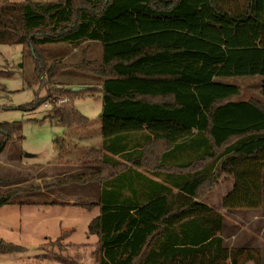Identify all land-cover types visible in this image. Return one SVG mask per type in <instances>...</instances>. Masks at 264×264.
<instances>
[{
	"label": "trees",
	"instance_id": "obj_1",
	"mask_svg": "<svg viewBox=\"0 0 264 264\" xmlns=\"http://www.w3.org/2000/svg\"><path fill=\"white\" fill-rule=\"evenodd\" d=\"M0 34L32 57L37 79L44 76L46 94L22 109L101 94L102 139L89 150L97 169L58 180L99 184L100 204L78 205L100 208L88 225L95 264H262L257 249L227 248L224 214L204 197L228 178L223 210L262 207L264 0H0ZM55 43H100L102 57L94 63L84 50L77 63H51L47 46ZM67 69L97 80L73 92L58 82ZM242 76L262 77L260 98L241 101L239 86L217 80ZM73 100L58 108L59 123L88 126ZM18 125L0 123V155ZM30 190L0 192V208ZM67 234L49 245L58 253L42 256L80 264L88 245L64 243ZM22 250L0 238V254Z\"/></svg>",
	"mask_w": 264,
	"mask_h": 264
},
{
	"label": "rangeland",
	"instance_id": "obj_2",
	"mask_svg": "<svg viewBox=\"0 0 264 264\" xmlns=\"http://www.w3.org/2000/svg\"><path fill=\"white\" fill-rule=\"evenodd\" d=\"M31 1L48 3L57 0ZM47 48L51 63L58 60L67 64L77 63L83 59L84 50H87V58L94 63H99L102 57L100 43H85L78 48L65 43H55ZM22 50L21 45L0 42V72L10 73V75L0 74V123H19L12 140L0 155V192L14 187L31 189L29 193L15 196L14 204L0 208V238L23 249L18 254H0V264H57L45 259L42 254L58 253L57 247L51 248L49 245L69 231L72 233L65 236L64 243L88 245L81 256L80 264H95L89 251L95 245L97 237L88 234V224L93 213L78 205L50 203L53 200L57 201L55 198L82 202L88 198H94V193H98V183L59 185L58 180L94 172L97 169V156L89 150L99 148L102 139L101 94H95V96L90 93L78 94L72 98L69 97L66 103L68 105L74 99L75 109L90 121L86 127L66 128L58 122L55 113L57 114L61 106L57 105L59 99L47 101L34 111L22 109L21 107L32 102L37 94L40 97L46 94L44 86L40 84L44 76L37 79L32 57L23 55ZM93 80L97 78L75 69H67L58 77V82L65 85L73 84L71 88L85 87V84H91ZM217 80L239 86L242 93L237 99L241 101L251 97L260 98L261 76L218 78ZM1 138L0 135V140ZM59 139H66L65 149L56 143ZM66 159L69 161L65 162ZM60 171L65 173L61 174ZM87 185L92 186L89 189ZM91 187H94L96 191ZM231 187L232 181L228 178L223 179L212 192L204 197V201L207 200L221 212L222 197ZM41 189L48 194L39 192ZM234 212H222L225 222L222 236L227 238L225 245L229 249L234 248L230 246L232 241L228 237L236 233L242 235L248 232L245 228L244 215L236 217L233 215ZM237 212L246 214V211ZM260 240L263 242L264 236ZM248 244L253 246L251 243ZM256 246H262L264 249L262 244ZM73 254L74 258L79 260L80 255ZM38 255L41 256L37 257Z\"/></svg>",
	"mask_w": 264,
	"mask_h": 264
},
{
	"label": "crops",
	"instance_id": "obj_3",
	"mask_svg": "<svg viewBox=\"0 0 264 264\" xmlns=\"http://www.w3.org/2000/svg\"><path fill=\"white\" fill-rule=\"evenodd\" d=\"M0 42L6 43V36L4 34H0ZM83 139L86 140V138H83ZM67 161H69V160L66 159L65 162H67ZM60 172H61V174L65 173V172H62V171H60ZM92 185H94V184H92ZM92 185H90V186H92ZM90 186L87 185V187H89V189H90ZM94 187H96V186H94ZM94 187H91V189L94 188ZM93 190L96 191L95 188ZM39 192H41L42 194H48L44 189H41V191H39ZM179 192H180V190H178V189H175L173 191L174 194H179ZM94 194H95L94 198H92V199L88 198V200H85V201H82V202L81 201L75 202L73 199H67V198H65V199H63V198L62 199L55 198V200H57V201L53 200L50 204H53V205H56V204H60V205L95 204V205H98V204H100V199H101L100 187H99L98 193L95 192ZM224 196H225V194L223 195V197ZM223 197H222V199H223ZM204 202L206 204L214 207L213 205L208 203L207 200L204 201ZM221 203H222V200H221ZM87 211L93 213V216L90 219V221H91L94 217H96L99 214L100 208L98 206H95L91 210L87 209ZM224 211L225 210L221 209V213L222 212L224 213ZM234 213H233V215H235L236 217H238V215H244L243 219H244V222H246L245 228H246V230L248 232H244V233H242V235H239L238 233H236L235 235H232L231 237H228V239H231V241H232L230 246L233 247V248L257 249V250L260 251L262 259H264V249H263V247L262 246L261 247L260 246H256L257 244L264 245V241L261 242V240H260V238H262L264 236V222H263L264 221V174H263V203H262L261 209L258 210V211H246V214H239V212H237V211L234 212ZM243 219H241V220H243ZM90 221H89V223H90ZM69 233H72V231H69ZM95 241L97 242V239ZM224 241L226 242L227 238H224ZM248 243L253 244V246H250ZM92 249H93V246L91 247V249L89 251L90 253H91ZM249 264H253V263H249Z\"/></svg>",
	"mask_w": 264,
	"mask_h": 264
},
{
	"label": "built area",
	"instance_id": "obj_4",
	"mask_svg": "<svg viewBox=\"0 0 264 264\" xmlns=\"http://www.w3.org/2000/svg\"><path fill=\"white\" fill-rule=\"evenodd\" d=\"M55 102V101H54ZM68 102V99L67 98H62V99H60L59 100V104H57V105H62V104H65V103H67ZM45 106L47 107V104H45ZM59 107V106H58Z\"/></svg>",
	"mask_w": 264,
	"mask_h": 264
},
{
	"label": "water",
	"instance_id": "obj_5",
	"mask_svg": "<svg viewBox=\"0 0 264 264\" xmlns=\"http://www.w3.org/2000/svg\"><path fill=\"white\" fill-rule=\"evenodd\" d=\"M83 90H85V87H73L72 88L73 92H80V91H83Z\"/></svg>",
	"mask_w": 264,
	"mask_h": 264
}]
</instances>
